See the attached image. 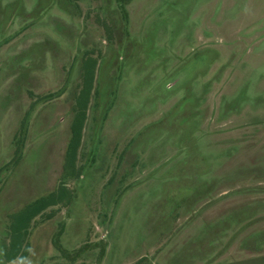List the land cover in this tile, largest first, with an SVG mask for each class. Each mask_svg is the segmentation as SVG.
<instances>
[{"label":"rangeland","instance_id":"obj_1","mask_svg":"<svg viewBox=\"0 0 264 264\" xmlns=\"http://www.w3.org/2000/svg\"><path fill=\"white\" fill-rule=\"evenodd\" d=\"M0 264H264V0H0Z\"/></svg>","mask_w":264,"mask_h":264},{"label":"trees","instance_id":"obj_2","mask_svg":"<svg viewBox=\"0 0 264 264\" xmlns=\"http://www.w3.org/2000/svg\"><path fill=\"white\" fill-rule=\"evenodd\" d=\"M97 66L96 61L89 60L85 64L84 74H83V86L81 93L78 97L76 106V120L72 129V140L67 149L65 171H69L70 174H74L76 167V160L78 158V151L81 147L83 139V131L85 128V123L88 117V109L90 104V94L94 86L95 72L94 69ZM67 187L64 183L60 187L47 195L36 201L34 204L29 206L24 212L18 216V227H12L11 231V245L16 249H22L26 242L27 233L31 225L32 220L38 215L42 214L49 207L55 206L57 204L63 203L65 199H68ZM55 246L59 252L64 257H70V254L64 251V249L59 244V240L55 241Z\"/></svg>","mask_w":264,"mask_h":264}]
</instances>
